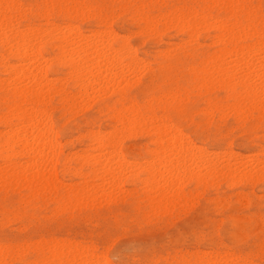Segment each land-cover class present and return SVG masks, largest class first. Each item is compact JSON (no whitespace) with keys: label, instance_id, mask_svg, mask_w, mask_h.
I'll return each mask as SVG.
<instances>
[{"label":"rangeland","instance_id":"1","mask_svg":"<svg viewBox=\"0 0 264 264\" xmlns=\"http://www.w3.org/2000/svg\"><path fill=\"white\" fill-rule=\"evenodd\" d=\"M9 4L11 7H7ZM0 8H3L0 14L5 15L4 19L1 18V27L11 25L12 22L19 32L28 38L33 36V39L41 29L47 33L40 31L38 34L43 33L42 37L38 35L39 39L35 38L33 41V44L42 41L35 45V51L41 57L39 65L44 67L43 75L47 77V81L49 79L48 85L43 88L44 103L35 106L27 102L25 107L38 108V112L43 111L41 116L49 113L42 120L49 117L45 120L51 126L57 151L56 154L47 152L46 156L50 160L43 159L40 163L46 177L48 174L52 175L46 182L28 185L9 177L10 172L7 170L0 177V259H5L9 264H57L58 252L81 249V252H90L97 258L103 256L101 258H104L106 264H264V178L234 179L226 172L222 175L221 169L227 159L231 163L240 162L239 168L242 171L262 165L264 161L258 164L256 159L260 161L264 158V106L254 101H251L254 103L251 105L250 100L241 102L236 99L243 91L238 78L244 72H237L240 74L233 79L235 84L231 81L228 86L205 73L215 67L214 62L221 58L223 49L234 50V53L224 56L229 59V66L236 62L234 59L239 62V59L245 60L247 57L246 60L253 63L264 60V53H261L264 48L256 54L253 46H261L259 41H264V0H0ZM11 14H14L13 18ZM198 15L207 16L206 23L194 28L193 23L196 24L200 18ZM174 16L176 17L172 18ZM18 17L19 20H16ZM11 19L14 21H10ZM208 20L213 25L217 21L228 32H220V26H213ZM232 23L234 29H238L237 33L246 26H252L258 32L246 42V39H239L237 35L235 36L238 38L231 40L228 35ZM4 28L0 31H5ZM31 28L38 29L37 32L34 31L35 35ZM26 30L29 33L32 30L33 34L28 33L29 36ZM73 30H78L77 34L81 33L85 40L92 37L90 42L84 40L85 42L91 43L104 37L100 40L103 44L108 43L116 51L121 50L118 58L123 63L121 69L124 67V71L128 70V77L126 71L118 68L116 71L124 74L107 77L114 81H110L111 84L107 79L108 82L103 81V76L99 78L100 88L104 83L108 84H105L102 92H99L101 89L96 84L94 88L98 89H93L94 92L90 90L89 93H92L88 97L77 98L81 95L77 79L68 73L57 48L61 34L72 38L74 34L77 35L75 31L73 35L70 34ZM195 30L199 33L196 31L194 34ZM94 31L100 34L96 36ZM104 32L111 34V39ZM220 33L227 34V38L224 37L221 43L217 38ZM45 35L47 38H44ZM214 41L219 43L215 44ZM240 45L250 46L248 55L244 49L247 56H240ZM5 47L0 43V133L7 131L3 120L18 104L13 87H6L5 82L1 81L10 79L7 66L15 68L21 63ZM125 50L130 54L127 55ZM235 56L237 57L234 58ZM130 61L134 63L131 65ZM130 66V69H134L130 70ZM116 71L113 73H117ZM253 74L258 76L261 73L251 72V82L254 81L251 78ZM256 76L253 75L257 78ZM116 78L119 80H115ZM258 80L257 78L255 84H258ZM64 98L68 99L67 102H64ZM249 102L251 106L248 105ZM132 108L137 109L141 119L151 115L152 127L165 122L164 129L168 126L172 132L179 130L185 137L181 133L178 137H184L185 142L189 139L186 145L194 146L195 149L193 146L192 149L188 147L191 151L197 155L202 154V157H211L209 159L213 162L215 160V163L218 161L219 173L205 178L207 174H204V170H208L202 169L198 164L200 167L196 170H203L200 174L202 179H198L193 174L196 170L192 172L191 169H195V166L189 167L190 169H186L189 175L185 174L187 176L184 177L182 174L183 178L190 176L189 179H185L183 183L177 182L171 190V195L176 198L164 201L165 203L157 202L153 198V192L159 183L147 188L144 184L147 176L140 169L145 168L154 155V134L144 131L150 126L144 129L142 121L133 129L132 126H127L122 117L130 116ZM175 126L177 129L173 130ZM118 131L120 134H116ZM114 132L118 141H121L115 151L122 159L123 171L122 176L120 174V178L118 177L120 181L117 180V186H107L109 189H106L107 187H101L102 182L95 175H91V160H97L100 156L90 137L100 134L106 136ZM120 138L123 140H119ZM196 146L203 148L200 150ZM196 149L197 152L194 151ZM18 150L15 148V152ZM202 150H205L204 154ZM4 156L5 151L0 147V169L5 166ZM29 158L15 153L10 158V163L27 162ZM126 161L129 163L125 165ZM97 183H101L100 186ZM89 184V188L85 187ZM97 186L100 188L98 191L108 192V196L114 195L106 198V193L96 190ZM82 189L90 191L87 196H80ZM95 199L98 201L94 202Z\"/></svg>","mask_w":264,"mask_h":264},{"label":"bare ground","instance_id":"2","mask_svg":"<svg viewBox=\"0 0 264 264\" xmlns=\"http://www.w3.org/2000/svg\"><path fill=\"white\" fill-rule=\"evenodd\" d=\"M220 1V0H219ZM225 1V0H224ZM228 1V0H227ZM233 1H237V0H233ZM66 2V1H65ZM73 2V1H72ZM213 2V1H212ZM225 5H228L226 4V2H224ZM229 3V2H227ZM231 3V2H230ZM234 3V2H233ZM14 4V3H13ZM73 4V3H71ZM3 5V4H2ZM74 5V4H73ZM223 5V6H225ZM5 6V4H4ZM16 6H17V3H16ZM7 7H11L10 4L7 6ZM17 8V7H16ZM15 8V9H16ZM27 8V7H26ZM71 8V7H70ZM240 8V7H238ZM246 8V7H245ZM6 9V8H5ZM10 9H13V8H10ZM18 9V8H17ZM3 8H0V11H2ZM78 12V11H77ZM238 13V12H237ZM244 13V12H243ZM3 14V13H2ZM0 14V21L2 20L1 18L3 17V19L5 18V15H2ZM7 15V14H6ZM14 15V14H13ZM13 15L11 14L12 18H13ZM17 15V14H16ZM15 15V17H17ZM116 15V14H115ZM181 15V14H180ZM193 15V14H192ZM206 15H209L206 13ZM149 16V15H148ZM153 16V15H152ZM199 19L198 21H196V24L193 23V27L195 28L196 26H199V25H202L204 23H206V19H207V16L205 15H198ZM202 16V17H201ZM8 17H9V14H8ZM7 17V19H9ZM14 17V18H15ZM176 16L172 17V18H175ZM182 17V16H180ZM230 17V16H229ZM245 17V16H244ZM182 18H187V16H183ZM234 18V17H233ZM6 19V20H7ZM19 20V17L16 18V20ZM208 19H210L208 17ZM216 19V18H215ZM15 20V22H16ZM144 20V19H143ZM146 20V19H145ZM148 20V19H147ZM146 20V21H147ZM176 20V19H175ZM181 20V19H180ZM214 20V19H212ZM8 21V20H7ZM6 21V22H7ZM10 21H14L13 19H11ZM112 21V19H111ZM151 21V19H150ZM14 22V24H15ZM177 22V21H175ZM214 23V21H211ZM223 22V21H222ZM233 22V21H232ZM4 24V22H2ZM9 23V22H8ZM109 23V22H108ZM107 23V24H108ZM148 23V22H147ZM185 23H188V22H185ZM208 23L209 24H212L209 22L208 20ZM217 24L216 27H219L220 25L218 24V22L216 21ZM262 23V22H261ZM1 24V23H0ZM7 24V23H5ZM69 24V23H68ZM180 24V23H179ZM182 24V23H181ZM190 24V22H189ZM225 24V23H224ZM230 24V23H228ZM57 25V24H56ZM184 25V24H182ZM187 25V24H186ZM213 25V24H212ZM213 25V26H215ZM218 25V26H217ZM223 25V24H222ZM66 26V25H65ZM178 26V25H177ZM181 26V25H179ZM185 26V25H184ZM183 26V27H184ZM211 26V25H209ZM231 26V29L228 30L230 31L228 34V37L229 39H235V38H238L239 39H242V40H245V42L247 41V39L251 38L253 35L255 36V34H257L258 31H254L250 26H246L243 30H241L238 35L237 33V30L238 29H234V25L232 23ZM234 26V27H233ZM239 26V25H238ZM1 27V26H0ZM3 27H5V31H0V33L2 32V34H0V43H2L3 46H6L5 49H8V53H10V55L15 54V56H17L19 58V60L21 61L20 65L18 67H15V68H9L7 66L6 70L8 71V74H9V80H2L1 82H5L6 84V87L7 86H12L13 87V93L14 95H16L18 97V104L15 108H13V110L9 111L8 112V115L5 117V120H3V124L5 125L7 131L4 132V133H0V147L5 151V156H4V167L2 169H0V177L2 175H5V171H9L10 174H9V177L13 178L14 180H18V181H21L23 183H26L28 185H34L35 183L37 182H40V181H48L52 175L51 174H48L47 177H46V173L44 172V170H42L43 168H41L40 166V163H42V160L44 159H47V160H50V158L48 159L47 158V152H51L52 154L55 153L56 154V150H55V147H56V143L54 141V136H53V132L51 131V126H49V124L47 123L48 120H45V119H48L49 117H45L44 120L43 117L44 116H47L49 115V113L47 115H44V116H41V112H38L39 109L38 108H32L30 106L28 107H25L27 102L31 103L32 105H35V106H38V105H42L44 103V93L45 91H43L47 85H48V81L46 80L45 76L43 75V68L39 65V61H40V56L39 54L35 51L36 49V46L35 45H39L40 43L38 41H36L35 43H38V44H33V41H35V38L37 39V36L39 35L38 33L41 30H39L38 33L37 30L38 29H35L33 30V28H31L34 31V35L36 33L37 36H34V39L32 38L33 36H31V38H28V36H24L22 32H19L17 27H13L12 25V22H11V25L8 24V25H4L0 28V30H3ZM24 27V26H23ZM205 28V26H203ZM212 27V26H211ZM260 27V26H259ZM43 28V27H42ZM51 28V27H50ZM54 28V27H53ZM181 28V27H179ZM186 28V27H184ZM189 28V27H187ZM213 28V27H212ZM215 28V27H214ZM225 28V27H224ZM223 27L221 28V26L218 28V30H220V32H224L225 29ZM243 28V27H242ZM21 29V28H20ZM40 29V28H39ZM68 29V28H67ZM74 29V28H72ZM108 29V28H107ZM201 29V28H200ZM210 29V28H209ZM7 30V31H6ZM24 30V29H23ZM29 30V29H28ZM28 30H26L27 34L29 33ZM32 30H31V35L33 34L32 33ZM54 30H56L54 28ZM54 30H52V32H54ZM59 30V29H58ZM57 30V32H58ZM110 30V29H109ZM107 31L110 33V31ZM193 30V29H192ZM198 30V29H197ZM194 31V34L196 33V31ZM217 30V28H216ZM258 30V29H257ZM25 31V30H24ZM23 31V32H24ZM71 31V30H70ZM75 31V33L77 34L78 30H73L72 34L73 35V32ZM104 31V30H103ZM102 31V33H103ZM106 31V30H105ZM261 31V30H260ZM44 34H47L46 31H42ZM49 32V31H48ZM62 32V30H61ZM59 31V33H61ZM107 32L104 34H107ZM199 33V31H197ZM226 33L228 31H225ZM29 33V34H30ZM41 33L39 35V37L41 38L42 34ZM56 33V31H55ZM54 33V34H55ZM58 33V34H59ZM67 33V32H66ZM93 33H96L95 35H99L100 33L98 32H93ZM135 33V32H134ZM193 33V32H191ZM234 33H237V34H234ZM264 33V30L263 32ZM26 34V35H27ZM28 34V35H29ZM53 34V33H52ZM57 34V35H58ZM81 33L75 35L70 38V36H64V34L62 35L61 34V39H60V44L58 45V50L61 54V57H63V62L65 63V66L68 68L69 72L71 75L75 76L76 79H77V82H78V85H79V90L81 91L80 94L81 95H78L77 98L80 97H88V95L93 91V89H98V88H94V86L97 84L99 87V84L100 83L99 81V78H101L102 76V79L103 81L107 79V77H111V76H115V74H120L118 73V71H116V69H121V64L123 65V63H121L120 59L118 58V54L120 51H116V49L114 50L108 43L107 44H103L100 40L104 37H98L100 38L98 41H93L91 43L90 40H92V37L89 39H87L89 42H85L87 40H85L84 37H82L80 35ZM132 34V33H131ZM190 34V33H188ZM94 35V34H93ZM92 35V36H93ZM217 35V34H216ZM225 35L227 36V34H219V36L217 37L218 38V41L222 42L224 40V37ZM237 35V36H235ZM259 35V34H258ZM30 36V35H29ZM111 34H107V37H110ZM114 36V35H113ZM117 36V35H116ZM132 36V35H131ZM253 36V37H254ZM51 37H55V35H51ZM94 37V36H93ZM115 37V36H114ZM127 37V36H126ZM194 37V36H193ZM216 37V36H215ZM31 39L30 41L28 39ZM44 38H47L46 35ZM42 38V40L44 39ZM57 38H60V37H57ZM216 38V39H217ZM227 38V37H225ZM39 39V38H38ZM37 39V40H38ZM105 39H108V38H105ZM111 39V37H110ZM113 39V37H112ZM213 39V38H212ZM46 39H44L45 41ZM85 40V41H84ZM104 40V39H103ZM116 40V39H115ZM190 40V39H189ZM237 41V39H236ZM32 42V43H31ZM106 42V41H105ZM110 42V41H109ZM123 42V41H122ZM215 42V41H214ZM217 42V41H216ZM215 42V44H216ZM217 42V43H219ZM220 42V43H221ZM264 41H259V43L261 44V46H257V45H253L256 50V54H258V52H261L262 51V48H264V44H263ZM189 43V42H188ZM212 43V42H211ZM254 43V42H253ZM257 43V41H256ZM263 44V45H262ZM34 45V46H33ZM243 45V44H242ZM251 45V43H250ZM122 46H125V45H122ZM241 46V45H240ZM257 46V47H256ZM126 47V46H125ZM129 47V45H128ZM53 48V47H52ZM118 48V47H117ZM130 48V47H129ZM236 47H234L235 49ZM241 48V49H240ZM250 46H241L239 47V52H241L240 56L243 57V54L246 55V53H244L245 51L247 52L249 50ZM122 49V48H121ZM126 49V48H124ZM232 49V48H231ZM225 50L223 49V52L222 54L220 55V59L216 60L214 62V68L210 69L209 72H205L207 74V76H209L210 78H217V80L219 79L221 82L225 83L226 86L229 85V83L231 81H234V84H235V80H233L234 78H238L237 75V72H244V75H242L239 79V82L242 84L243 86V91L240 95H238L236 97L237 100H240L241 102L242 101H247V100H250L251 101H254L256 102V104L258 103L260 106H264V73L262 74V72L264 71V60L263 59H256L258 60L257 63H253L251 62L250 60H246L245 58H242L241 59H245V60H240L239 59V62H237L236 59H234L236 62L234 63L233 61V65L229 66V63L227 60V58H225L224 56H226L227 54L229 55L231 52L234 53V50ZM245 49V51H244ZM131 50V49H130ZM132 51V50H131ZM237 51V50H236ZM251 53H254L252 51H254L253 49L251 50ZM126 53H128L126 50H125ZM238 51L236 53H239ZM124 53V56L125 54ZM221 53V52H220ZM235 53V54H236ZM261 53H264V51H262ZM130 53H128L127 55H129ZM233 54V55H235ZM260 54V53H259ZM134 55V54H133ZM132 55V56H133ZM239 58V55L236 54ZM247 55H248V52H247ZM246 55V56H247ZM252 55V54H251ZM255 55V54H254ZM237 56H235L234 58H236ZM256 56V55H255ZM258 56V55H257ZM60 57V56H59ZM121 57V55H120ZM163 57V56H162ZM212 57V56H211ZM233 57V56H232ZM245 57V56H244ZM263 57V56H262ZM51 58V57H50ZM54 58V57H53ZM133 58V57H132ZM137 58V57H136ZM214 59H216V57H212ZM219 58V57H217ZM230 58V57H229ZM260 58V57H259ZM55 59V58H54ZM209 59V58H208ZM207 59V60H208ZM225 59V60H224ZM60 60V59H59ZM142 60V59H141ZM210 60V59H209ZM232 59H230L231 61ZM254 60V59H253ZM18 61V62H20ZM224 61V63H223ZM226 61V62H225ZM131 63H134L133 61H130V64ZM223 63V64H222ZM12 64V63H11ZM15 64V63H14ZM18 64V63H17ZM46 64V63H45ZM136 64V62H135ZM138 64V63H137ZM232 64V63H231ZM10 65V64H9ZM126 65V64H124ZM132 65V64H131ZM134 65V64H133ZM143 65V64H141ZM211 64L209 63V66ZM218 65H222L223 68L219 67ZM44 66V65H42ZM129 65H126V67H128ZM212 66V65H211ZM228 66V67H227ZM131 68V66L129 67V69ZM128 69V68H126ZM134 69V68H132ZM130 69V70H132ZM49 70V69H48ZM201 70V69H200ZM2 71V70H1ZM5 71V70H4ZM117 72V73H113V72ZM121 71L125 72L127 74L128 70H125L124 71V67L123 69H121ZM253 72V73H258L260 72L261 74L256 76L255 74H253L254 76H256L259 80L258 84H255L257 78L253 77V75L251 76V78H253V82H251L252 80L249 79L250 78V73ZM139 73V72H138ZM137 73V74H138ZM124 74V73H123ZM122 74V75H123ZM132 73L130 72V75ZM69 75V74H68ZM88 77L86 78L85 76ZM121 75V74H120ZM120 75H118L120 77ZM121 75V76H122ZM125 76V75H124ZM72 77V76H71ZM118 77V78H119ZM127 77H128V74H127ZM126 79H130V78H127ZM132 77H133V74H132ZM122 78V77H121ZM124 78V77H123ZM208 78V77H207ZM88 79V80H87ZM91 79V80H90ZM138 79V78H137ZM61 80V79H60ZM90 80V81H89ZM108 80V79H107ZM106 80V81H107ZM112 80V79H111ZM111 80H108L109 83ZM115 80H119V79H115ZM125 80V79H124ZM131 80V79H130ZM135 80V79H133ZM107 81V82H108ZM122 80H120V84H122L123 82H121ZM52 82V81H51ZM63 82V81H62ZM111 82H114V81H111ZM127 82V81H126ZM131 82V81H130ZM238 82V83H239ZM119 83V82H118ZM125 83V82H124ZM203 83V82H202ZM233 83V82H232ZM77 84V83H76ZM105 84L107 83H104V86H106ZM111 84V83H110ZM115 84V83H113ZM210 84V83H209ZM213 84V83H211ZM108 85V84H107ZM237 85V84H236ZM101 86V85H100ZM104 86H101L102 88ZM116 86V84H115ZM114 86V88H115ZM213 86V85H212ZM217 86V84H216ZM240 86V85H239ZM50 88V84L48 86ZM61 87H63L61 85ZM110 87V86H109ZM108 87V88H109ZM117 87V86H116ZM211 87V86H210ZM215 87V86H213ZM212 87V88H213ZM56 88V87H55ZM102 88L99 87V89H101L99 92H102ZM105 88V87H104ZM113 88V86L111 87ZM207 89V88H206ZM231 89V88H230ZM92 91L89 93V91ZM228 90V89H227ZM239 90H242V89H239ZM225 91V90H224ZM96 94H97V91L95 90ZM53 94V93H52ZM63 94H65V92H63ZM62 94V95H63ZM79 94V92H78ZM107 94V93H105ZM103 94V95H105ZM231 94V93H229ZM233 94V93H232ZM239 94V93H238ZM46 95V94H45ZM77 95V94H76ZM65 96H68L69 95H66ZM101 96V95H100ZM99 96V97H100ZM74 98V97H72ZM76 98V99H77ZM90 98V97H89ZM89 98H83V100H89ZM235 98V97H233ZM64 102H67L68 99L64 98ZM80 99V98H79ZM74 100V99H73ZM94 100V99H93ZM71 102V101H70ZM81 102H82V99H81ZM79 102V103H81ZM92 102V101H91ZM250 102L248 103V105L250 104ZM47 103V102H46ZM76 103V102H75ZM78 103V102H77ZM237 103V102H235ZM239 103V102H238ZM90 104V103H89ZM245 104V103H244ZM254 103L251 102V105H253ZM83 105V104H82ZM86 105V104H85ZM249 105V106H251ZM67 106V105H66ZM80 106V105H79ZM257 106V105H256ZM262 106V107H263ZM11 107V106H9ZM14 107V106H12ZM84 107V106H81V108ZM255 107V106H254ZM86 108V107H85ZM34 109V110H33ZM36 109L37 112L39 114H37L36 112ZM50 109V108H49ZM77 109V108H75ZM73 109V110H75ZM80 109V108H79ZM255 109V108H253ZM262 109V108H261ZM260 109V110H261ZM10 110V109H9ZM206 110V109H205ZM234 110V109H232ZM239 111H241L239 109ZM248 111V110H247ZM263 111V110H262ZM36 112V113H35ZM225 112V111H224ZM227 112V111H226ZM231 112V111H229ZM236 113V112H234ZM46 114V113H45ZM225 114V113H223ZM235 115V114H234ZM237 115V114H236ZM162 116V115H161ZM212 116V115H211ZM3 117V116H2ZM42 117V118H41ZM222 117V116H220ZM225 117V116H224ZM115 118V116H114ZM124 118L123 121L126 122L127 126L131 127L132 126V129L134 128L135 125H138L139 122L142 121L141 125L142 127H145L146 126H150V128H146V130H144L145 132L148 131V132H153L154 134V145H156V150L154 152V155L151 156L150 158V161L148 160L147 162V165L145 166V168H141L140 169H143V171L145 172L147 178L144 180V184L147 186H150L154 183H159L156 184L158 185V187L156 189H154L153 193V198L157 201V202H161V201H170L172 198H176V196H173L171 194V190H173L172 188H174V185L177 183V182H185V179H189L190 176L186 177V178H183V176H187L189 175V171L186 172L188 170L189 167H192V166H195V169L194 168H191L192 169V172L193 170H196V168H199L200 166L202 167V169H206L208 170V172H205L204 170V174L206 173V177L207 178L208 176L210 177H213L214 174H217L219 172H217L218 169V161L215 163V160L214 162L209 159L211 157H206V156H201L200 153H198L199 155L195 154L193 151H191L192 149V146H189V145H186V143H188V140H186L187 142H185V140H183V138L185 137L184 135H182L181 132H178L179 130H177V132H172V130H169L171 127L168 128V126L165 124V126H167L165 129L163 128L164 127V123L161 124L163 126L160 125V123L157 124V127H155V125L152 127V116L150 115V117H147V118H143L142 119L140 118V114L137 112V109L135 108H132L131 109V112H130V116L128 117H122ZM141 120H140V119ZM154 118V116H153ZM155 119V118H154ZM159 119V118H158ZM161 119V118H160ZM242 119V118H241ZM12 120H15L14 122H12ZM136 120H139V121H136ZM155 121V120H154ZM159 122V120H158ZM161 122V121H160ZM138 123V124H137ZM154 123V122H153ZM157 123V122H156ZM169 123V122H168ZM167 123V124H168ZM129 124V125H128ZM159 125V126H158ZM169 125V124H168ZM119 126V125H118ZM117 126V127H118ZM170 126V125H169ZM120 127V126H119ZM173 127V126H172ZM176 127V126H175ZM173 128V130L177 129L176 128ZM71 129V128H70ZM5 130V129H4ZM120 130V129H119ZM92 131V130H91ZM110 131V130H109ZM96 132V131H95ZM112 132V131H111ZM138 132V131H137ZM136 132V133H137ZM116 132L114 133H110L109 135H106V136H100V135H95V136H92L90 138H92V141L94 142V144H96L97 146V150L99 151L98 155L100 156L99 159L95 160H91V165H92V173L91 175H95V177L98 178V180L100 182H102V185L101 187L102 188H105L107 186H114L116 187L118 182L120 181L118 179V177L120 178V174L122 176V159L120 158L119 154L117 153L116 154V147L118 146V139L116 137V134L119 133V131L115 134ZM144 133V132H142ZM147 133V132H146ZM181 133V134H180ZM92 134V133H91ZM94 134V133H93ZM99 134V133H98ZM107 134V133H106ZM120 134V133H119ZM141 134V133H140ZM182 135L184 137H178V135ZM134 135V134H132ZM98 136V137H97ZM182 138V139H180ZM180 139V140H179ZM187 139V138H185ZM119 140H123V139H119ZM190 141V140H189ZM152 142V141H151ZM185 142V143H184ZM89 143V142H88ZM121 143V141L119 142V144ZM191 145V143H189ZM188 147H191L188 148ZM197 147V146H196ZM229 147V146H228ZM15 148L19 149L17 152H15ZM194 148V146H193ZM198 149L199 146L197 147ZM203 148V146H202ZM201 148V149H202ZM190 149V150H189ZM195 149V148H194ZM194 150L197 152V150ZM200 149V150H201ZM117 150H118V147H117ZM199 150V151H200ZM56 151V152H55ZM110 151V152H108ZM203 151V150H202ZM264 151V149H263ZM153 152V151H152ZM218 152V151H217ZM223 152V151H222ZM17 153L19 156H26V157H30L29 158V161L27 162H21V163H15V164H11L10 163V158L15 154ZM83 153V152H82ZM97 153V152H96ZM95 153V154H96ZM205 153V150L203 151V154ZM207 153V152H206ZM259 153V152H258ZM73 154V153H72ZM85 154H88V153H85ZM91 154V153H90ZM94 154V155H95ZM105 154L107 156H105ZM210 154V153H208ZM215 154V153H214ZM213 154V155H214ZM223 154V153H222ZM230 154H231V151H230ZM256 154V152H255ZM47 155V156H46ZM77 155V154H76ZM115 155V156H114ZM212 155V157H213ZM227 155V154H226ZM225 155V156H226ZM51 156V154H50ZM81 156V155H80ZM79 156V158H80ZM87 155H85L86 157ZM223 156V155H222ZM231 156V155H230ZM75 157V156H73ZM78 157V156H77ZM93 157V156H92ZM97 157V156H96ZM221 157V156H220ZM229 157V156H228ZM236 157V156H235ZM87 158V157H86ZM89 159H91L90 157H88ZM231 158V157H230ZM212 159H215V158H212ZM218 159V158H217ZM216 159V160H217ZM242 159V158H241ZM245 159V158H244ZM53 160V159H51ZM145 160V159H144ZM236 160V159H235ZM238 160V159H237ZM257 160V163H261L262 161H264V158L263 159H260V161ZM86 161V160H85ZM125 161V159H124ZM227 160H225L223 163L226 162L225 165H222L221 166V169L223 170L222 172V175H224L223 173L226 172L227 175L229 177H233L234 179H247V180H251V179H255V178H264V162H262L260 165V167H254V169H249V171H242L241 167L240 166V162L238 163L236 161V163H231V162H227ZM239 161V160H238ZM46 163V161H43V163ZM44 163V164H45ZM79 163V162H78ZM126 163H129V162H125V165ZM244 164H246L244 161H243ZM47 164V163H46ZM49 164V163H48ZM200 164V166L198 165ZM222 164V163H221ZM219 164V165H221ZM253 164V163H252ZM130 167H134V166H131L133 164H129ZM2 166V165H1ZM44 166V165H43ZM48 166V165H47ZM50 166V165H49ZM128 166V164H127ZM140 166V165H139ZM256 166V164H255ZM129 167V166H128ZM46 168V167H45ZM50 168V167H49ZM136 168V167H135ZM126 169V168H125ZM129 169V168H128ZM126 169V170H128ZM187 169V170H186ZM190 169V168H189ZM201 169V170H202ZM46 170V169H45ZM91 170V169H89ZM136 170H139V169H136ZM198 170V172L196 173V171ZM193 174L194 176L197 178L199 177L198 179H202V174L201 172H203V170L201 171L200 169H197ZM200 170V172H199ZM225 170V171H224ZM6 171V172H7ZM130 171V169L128 170ZM134 171V170H133ZM221 171V170H220ZM47 172H53V171H47ZM190 172V175L191 173ZM71 173V172H70ZM129 173V172H127ZM133 173V172H132ZM221 173V172H220ZM82 174V173H81ZM99 174V175H98ZM165 174V175H164ZM183 174V176H182ZM187 174V175H185ZM54 177V176H53ZM219 177V176H218ZM223 177V176H222ZM92 178V177H91ZM1 179V178H0ZM181 179H184L183 181H181ZM214 180L216 178H213ZM9 180V178H8ZM53 180V179H52ZM97 180V181H98ZM119 180V181H117ZM14 183V181H13ZM117 183V184H116ZM204 183V182H203ZM43 184V183H42ZM46 184V183H44ZM92 184V183H91ZM99 184V183H97ZM101 184V183H100ZM99 184V186H100ZM141 184V183H140ZM143 184V182H142ZM228 184H230L228 182ZM14 185V184H13ZM47 185V184H46ZM90 184L88 186H85V187H88L89 188ZM153 186V185H152ZM212 186V185H211ZM78 188V187H77ZM87 188V189H88ZM96 190L98 191V186L95 187ZM118 188H120V186H118ZM118 188H115V189H118ZM155 188V187H154ZM178 188V187H176ZM228 188V187H227ZM80 189V188H79ZM92 188H90L91 190ZM100 189V188H99ZM106 189H109L108 187ZM104 189V190H106ZM111 189V188H110ZM94 190V189H92ZM176 189H174L175 191ZM101 190H99L98 192H100ZM90 191H87L85 189H82L80 191V196H87L88 193ZM101 192H104L103 190ZM177 192V190H176ZM196 192V191H195ZM106 193V192H104ZM108 193V192H107ZM106 193V195H107ZM95 194V193H94ZM94 194H91L94 196ZM111 194V193H110ZM121 194V193H120ZM90 195V196H91ZM97 195V194H96ZM104 195V194H103ZM104 195V196H106ZM114 195V194H112ZM111 195V196H112ZM79 196V197H80ZM111 196H108V197H111ZM173 196V197H172ZM114 197V196H113ZM112 197V198H113ZM152 197V195H151ZM191 197V196H190ZM76 198V197H75ZM85 198V197H84ZM90 198V197H89ZM92 198V197H91ZM105 198V199H106ZM116 198V196H115ZM122 199V197H120ZM93 199V198H92ZM101 199V197L99 198ZM109 199V198H108ZM242 199V198H241ZM96 200V199H95ZM98 200L94 201V202H97ZM104 201V200H103ZM239 201V200H238ZM107 202V200H106ZM195 202V201H193ZM222 202V201H221ZM165 203V202H164ZM173 203V201H172ZM190 203V202H189ZM243 203V202H241ZM97 204V203H96ZM211 205V204H210ZM242 205V204H241ZM162 207V206H161ZM170 207V206H169ZM117 214V213H116ZM254 217V216H253ZM129 220V219H128ZM235 224V223H234ZM263 227V226H262ZM237 230V228H235V231ZM235 233V232H234ZM237 233H235L236 235ZM247 235V234H246ZM240 237V235H237ZM243 238V237H241ZM242 240V239H241ZM206 242V241H205ZM58 244V243H57ZM63 244V243H62ZM67 246V245H66ZM71 246V245H70ZM80 246V245H79ZM261 246V245H260ZM75 247V245H74ZM72 246V249L74 248ZM82 247V246H81ZM79 247V248H81ZM92 247V246H91ZM60 249V247H59ZM90 249V248H89ZM57 251V250H56ZM82 251H85V250H82ZM119 253V252H118ZM133 253V252H131ZM13 254V253H12ZM200 254V253H199ZM58 255L56 260H57V264H106V262H104V258L102 260L101 257L97 258L95 257V255L93 256L90 252H81V249H74V250H66V251H60L58 252ZM210 255V254H208ZM227 255V254H226ZM4 256V255H2ZM204 256V255H203ZM213 256V255H212ZM208 257V256H207ZM238 257V256H236ZM209 258V257H208ZM213 258V257H212ZM194 259V258H193ZM198 259V258H197ZM209 260V259H208ZM217 260V259H216ZM220 260V259H219ZM243 260V259H242ZM197 261V260H196ZM211 261V260H210ZM113 262V261H111ZM219 262V261H218ZM204 263V262H203ZM232 263V262H231ZM0 264H9L7 263V261L5 259H0ZM230 264V263H229ZM235 264V263H234ZM237 264V263H236ZM240 264V263H239ZM242 264V263H241Z\"/></svg>","mask_w":264,"mask_h":264}]
</instances>
